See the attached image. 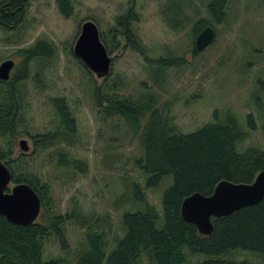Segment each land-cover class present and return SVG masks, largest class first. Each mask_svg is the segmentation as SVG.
<instances>
[{"label":"rangeland","instance_id":"obj_1","mask_svg":"<svg viewBox=\"0 0 264 264\" xmlns=\"http://www.w3.org/2000/svg\"><path fill=\"white\" fill-rule=\"evenodd\" d=\"M212 1L73 0L74 13L65 18L56 0H28L15 29L0 26V65L15 62L10 80L27 74L17 85L23 95L19 133L14 139L0 137L5 163L10 162L16 177H29L44 194L38 223L46 225L53 216L69 218L64 225L66 249L55 235L47 237L43 261L76 264L96 235L103 237L109 256L126 235L124 214L143 211L146 205L160 213L157 227H163L162 201L173 177L146 187L151 175L139 160L149 115L133 125L113 114V100L137 106L151 103L183 134L233 117L246 134L237 151L264 150V0H225L221 23L211 16ZM87 20L98 25L113 57L107 79H97L74 54ZM200 20L216 31L215 42L203 52L195 48L202 31L195 23ZM176 59L181 63L169 66ZM57 98L66 101L76 132L70 144L45 149L35 144L37 137L61 126L57 103L52 102ZM21 140L28 142V152L22 151ZM74 161L86 165L84 173L83 165H73ZM15 185L12 182L9 190ZM136 186L143 202L136 199ZM185 253L186 264L206 259L191 256L187 248ZM227 258L264 264V256L244 250L232 251ZM140 264H152L147 254Z\"/></svg>","mask_w":264,"mask_h":264},{"label":"trees","instance_id":"obj_2","mask_svg":"<svg viewBox=\"0 0 264 264\" xmlns=\"http://www.w3.org/2000/svg\"><path fill=\"white\" fill-rule=\"evenodd\" d=\"M27 1H2L0 26L3 29H15L22 22ZM56 4L63 17L73 15V0H56ZM225 5V0H213L208 6L211 16L218 23L224 20ZM170 23L173 22L170 20ZM195 27L199 28V32L207 26L200 20ZM126 30L131 38L130 28L126 27ZM180 61L176 59L169 66L180 64ZM26 77V73L19 77L14 75L12 80L2 83L6 89L0 85L2 138L14 139L19 133L23 95L17 85ZM113 101L116 106L113 114L122 115L133 125H139L137 121L142 115H149L142 134L144 156L139 160L142 169L151 175L146 187H156L168 176L173 177V184L163 197L161 229L157 227L161 216L156 208L146 205L143 211L127 212L123 218L126 235L118 241L115 250L106 257L103 237H90V250L82 254L76 264H102L105 259L106 264H140L144 253L152 264H186L185 248L191 256H206L200 264H247L227 258L236 250L264 256V200L230 216L213 218L214 231L210 236L200 235L197 227L186 222L181 215V206L187 197L195 193L210 196L221 181L250 184L264 170V150L249 148L244 153L237 151V143L246 137L237 120L229 117L225 122L210 123L194 133L183 134L178 133L168 116L153 108L151 103L140 102L137 106L130 102L118 104ZM52 102L53 105L57 103L54 106L61 126L54 132L37 137L35 145L45 149L61 142L70 144L68 141L76 132L75 118L66 101L57 98ZM0 160L12 173L10 162L5 163L6 154L1 145ZM60 163L63 164V161ZM73 165H83L81 172L84 173L86 165L82 162L74 161ZM12 175L13 183H28L34 188L43 208L45 196L38 191L37 185L29 177ZM134 191L136 199L143 202L138 186ZM68 219V216H53L46 225L36 222L21 226L0 216V264H69L64 259L47 262L42 259L44 240L51 235H55L66 249L64 225Z\"/></svg>","mask_w":264,"mask_h":264},{"label":"water","instance_id":"obj_3","mask_svg":"<svg viewBox=\"0 0 264 264\" xmlns=\"http://www.w3.org/2000/svg\"><path fill=\"white\" fill-rule=\"evenodd\" d=\"M215 40L214 27L207 26L196 38L197 52H203ZM74 54L97 79H107L112 74L113 57L94 21L87 20L82 24ZM14 67L13 60H6L0 65L1 82L10 81ZM20 147L24 152L30 150L26 140H21ZM12 178L11 171L0 160V216L21 226L36 223L42 210L40 196L28 183L16 184L9 190ZM263 200L264 170L250 184L221 181L210 196L195 193L187 197L182 203L181 215L186 222L197 227L200 235L210 236L214 231L213 218L230 216L243 208L256 206Z\"/></svg>","mask_w":264,"mask_h":264},{"label":"flooded vegetation","instance_id":"obj_4","mask_svg":"<svg viewBox=\"0 0 264 264\" xmlns=\"http://www.w3.org/2000/svg\"><path fill=\"white\" fill-rule=\"evenodd\" d=\"M3 6H4V3H3ZM4 8V7H3ZM2 9V8H1ZM12 78V77H11Z\"/></svg>","mask_w":264,"mask_h":264}]
</instances>
